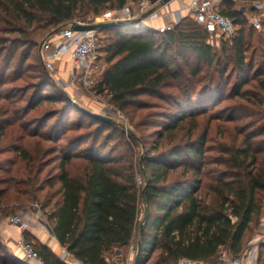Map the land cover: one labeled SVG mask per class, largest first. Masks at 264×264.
<instances>
[{"label": "trees", "instance_id": "1", "mask_svg": "<svg viewBox=\"0 0 264 264\" xmlns=\"http://www.w3.org/2000/svg\"><path fill=\"white\" fill-rule=\"evenodd\" d=\"M128 1L8 0V3L18 22L24 19L32 25L39 18L46 28H61L76 21L78 9H87L97 15L104 9L123 7ZM232 2L223 0L221 11L235 19L238 31L228 38L230 41L222 43L220 52L208 42L206 30L186 16L170 31L144 27L139 31L128 28L103 30L111 31L113 35L105 45L107 66L93 85L96 93L105 94L110 104L123 114H132L136 108L145 109V95L161 97L169 108L174 107V111L168 109L161 115L165 119L157 124L162 131L158 132L159 143L152 147L154 152L142 158V187L137 183L132 163L123 158L114 159L113 152L104 150L113 134L124 136L120 123L99 120L77 107L79 115L72 121L73 105L63 98L59 108L47 111L43 117L36 116L20 123V127L32 137L53 142L52 147L43 149L39 148L38 141L34 150L40 157L55 154L59 160L57 172L45 178V185L39 186L40 167H26L28 176L16 182L14 177L8 179L7 185L0 188L1 213L5 210L3 207L10 205L38 203L47 210L52 231L61 245L84 264H110L107 259L110 251L138 241L143 250L140 264H145L146 256L157 248L161 252L153 264H174L183 258L211 262L221 247H228L235 256L240 255L246 247V232L261 213L264 202V63L255 67L254 58L247 56V18L231 7ZM248 10L250 14L258 13L254 9ZM186 51L194 54L200 65L214 66L218 70L214 94L208 95L207 88L198 89L206 78L200 75V67L188 66L191 76L182 72L177 57L183 59ZM231 63L233 67L227 73L228 77L235 72L237 79L235 90L229 97L243 100L244 105L235 108L245 112L241 116L247 121L237 128V135L242 136L240 140L236 138L233 143L220 142L212 147L208 129L195 135V124L199 116L206 114L210 119L221 118L209 108L216 107L217 99L227 91L223 78ZM8 69L9 63L3 74ZM0 75V84H6V78L1 72ZM36 78L39 81L30 86L33 91L26 106L20 108L24 115L52 101L51 95L45 94L43 88L50 82L41 79L40 73ZM207 82L211 88V79ZM251 82L256 83L242 90ZM165 89L171 91L165 93ZM10 100L0 108V137L4 126L12 123L7 114H11L17 101ZM85 119L96 123L94 133L69 135L71 130L83 126ZM135 119L136 114L133 121ZM239 119L231 112L225 117L228 122ZM36 121L39 129L30 130ZM189 121L195 127L188 138L183 137L180 143L160 150L162 141L166 139L167 144H171L172 137ZM140 122L143 120L139 119L136 125L139 126ZM130 137L137 141L132 133ZM85 140L91 142L78 150ZM12 146L23 159L30 158V149L16 144ZM212 150L216 154L212 155ZM185 156L189 159L186 160ZM77 161L82 167L80 171H73L72 166ZM180 168L183 177L171 179ZM44 190L49 193L40 202L37 194ZM143 197L142 220H145L140 233ZM25 237L33 242L28 235ZM34 245L46 264H70L48 247L39 243ZM0 264L26 263L7 254L0 242Z\"/></svg>", "mask_w": 264, "mask_h": 264}, {"label": "rangeland", "instance_id": "2", "mask_svg": "<svg viewBox=\"0 0 264 264\" xmlns=\"http://www.w3.org/2000/svg\"><path fill=\"white\" fill-rule=\"evenodd\" d=\"M17 1V0H16ZM224 7V6H223ZM231 7L235 10L240 11L242 14L243 2L234 1L232 2ZM222 8V6H221ZM250 9V8H248ZM12 7L9 5L8 0H0V51L2 52V56L0 57V72L2 76L6 78V84H0V108L4 106V104H8L10 99L13 101H17L12 107L11 114H7L10 120L7 125L4 126V133L0 137V188H3L7 185L6 181L8 179L15 178V182L24 177L28 176L26 167H33L35 169L40 167L42 172L40 173V179L37 182V186L40 184L45 185V178L57 172V166L59 164V160H57L55 154H46L43 157H40L34 149L35 143L39 141V148L45 149L46 147H52L53 142H46L40 140V138L32 137L30 133L24 131L20 127V123L23 121L31 120L33 117H43V115L47 111L55 110L62 105L64 98L65 101L70 102L73 105V109L71 111L72 121L77 119L78 106L84 107L85 109L105 114L113 117L118 123L121 125V129L125 132L124 136L121 133L113 134L112 139L109 141V146L104 149L105 152H113L114 159L123 158L126 162L133 164L137 183L142 187L143 185V176L141 170L143 168L142 158L147 153H153L152 147L159 143V133L162 129L157 126L160 121H164L162 113L165 111H174V107L169 108V104L161 97L145 95L143 96L146 101L147 107L142 110L133 109L132 114H123L126 119V124H123V121L120 117L116 115V112L109 102V98L105 94L98 95L96 93V89L85 88L81 86L80 80L78 77H74L72 74V60H65L63 64L56 63L55 70L49 71L42 64L40 59V44L42 41L49 35L51 32L57 31L60 27H44L43 21L39 18L34 21L32 25H29L25 22L24 19H20L18 22L15 19ZM107 9L102 10L100 14H94L85 9L82 11L78 9L76 21L89 22L94 23L98 18L104 14ZM11 11V12H10ZM190 19H193L197 24L201 25L208 35V42L218 51H221L222 43L226 40H229L225 36L221 35L218 31L214 30L212 27L205 25L199 22L197 19L192 17L191 15H187ZM184 18V17H183ZM15 22H18L17 25H14ZM173 28L176 26V23H172ZM21 28V29H19ZM172 28V29H173ZM133 31H139L137 28H128ZM113 33L111 31H100V41H99V59L101 63L100 70L97 72L95 81L101 76L104 69L107 66V62L105 60L106 52L105 45L110 41V36ZM230 41V40H229ZM246 47L248 49L247 56L249 58H254L255 67H260L262 63H264V29H256L247 23L246 25ZM0 52V53H1ZM229 54L232 55V51L229 50ZM185 56L183 59L177 57V64L180 66L182 72L185 75L191 76V73L188 69V66L197 67L201 70L200 75L205 76V80L200 83L198 89H206L208 91V95L214 94L216 92L219 72L215 67L207 68L203 64H199L196 61V57L190 51L183 52ZM9 63V69L3 74L5 65ZM174 67H177L174 65ZM233 64L231 63L228 67V72L232 69ZM37 73H40L41 79L43 78L47 82L50 83L45 85L44 93L51 95L52 101L46 102L40 108L31 111L29 114L24 115L20 108H24L26 106V100L30 98V93H32L33 89H30V86L34 85L38 82V78H36ZM223 78V82H226L227 91L224 95L220 96V99H217L218 105L214 107L210 106V112H215L220 115L219 119H210L207 114L198 117L195 130V135L200 134L203 130L208 129V137H209V145L215 147L220 142H229L233 143L237 138L241 139V135H237V128L242 126L247 118H243L245 112L241 110L240 105H244L243 100L238 97L230 98L235 88L234 85L236 83V73L232 72V76L228 77V74ZM1 76V75H0ZM208 79H211L212 87L208 88L207 85ZM228 82V83H227ZM256 82H251L249 85L243 86L242 90L250 88ZM207 85V86H206ZM165 93L171 91V89L163 90ZM12 92V93H10ZM231 93V94H230ZM64 101V102H65ZM65 102V103H66ZM77 107V108H76ZM234 109V110H233ZM24 110V109H23ZM233 113L235 117L240 118L234 122H228L225 120L226 115L229 113ZM209 113V112H208ZM136 114V119L133 121V116ZM7 117V116H6ZM139 119L143 120L140 122V125H136ZM15 120V121H14ZM14 121V122H13ZM89 119L84 120L83 126H79L78 129L71 130L69 135H91L94 133L96 129V123L90 121ZM80 123V121H79ZM50 125V122L48 123ZM192 121L186 123L183 129L178 132L176 135L172 137V143L167 144L166 139L162 141L160 145V150L166 149L169 146L176 145L180 143V139L183 137L188 138L189 133L195 127ZM1 126V124H0ZM38 121L36 124L29 128L30 130H37ZM103 132V131H102ZM103 133H110L109 131H104ZM112 133V132H111ZM136 138L137 141H134L130 134ZM144 141V142H143ZM90 140H85L78 148V150L86 147ZM145 143V144H144ZM161 143V141H160ZM164 143V144H163ZM19 145L20 147H27L30 149V158L23 159L21 155L18 154V151L14 150L12 145ZM147 145V146H145ZM111 146V148H110ZM212 155L216 154L214 150L210 152ZM185 159L188 160L189 157L185 156ZM73 171H80L82 167V163L77 161L75 165L72 166ZM182 176V169H178L175 173L171 175V179L179 178ZM187 177V176H186ZM13 182L12 184H16ZM33 184H36V181ZM31 184V185H33ZM15 186V185H14ZM55 189V188H53ZM51 191V190H50ZM46 193H49L48 190L41 191L37 194L38 200L40 202L44 201ZM12 200V198L10 199ZM39 202V203H40ZM141 205V204H140ZM7 207H3L2 209H6ZM4 210V211H5ZM16 209H12L9 211V215L16 214ZM17 213L18 210L16 211ZM1 213V208H0ZM144 213V208L140 207V221L142 222V216ZM264 202L263 208L260 214H258L251 228L246 232L245 236V245H247L252 239L257 238L260 232L264 229ZM1 242V241H0ZM2 243V242H1ZM36 244V242H33ZM5 247L6 253L14 255L18 259L22 260L26 264H30L27 262L22 256H19L12 252L7 246L2 243ZM161 252L160 248L155 249L152 253H149L146 256L145 264H153ZM119 254V257L118 255ZM127 248H115L107 254L109 257L110 264H126ZM233 255L228 247H221L218 251L217 255L214 257L211 264H223L232 258ZM135 259H133L130 264H134ZM176 264V262L174 263Z\"/></svg>", "mask_w": 264, "mask_h": 264}, {"label": "built area", "instance_id": "3", "mask_svg": "<svg viewBox=\"0 0 264 264\" xmlns=\"http://www.w3.org/2000/svg\"><path fill=\"white\" fill-rule=\"evenodd\" d=\"M185 2V0H176ZM223 0H187L188 13L199 22L212 27L226 38H231L237 34L238 24L235 19L221 11ZM238 1V0H233ZM243 2L242 12L247 18V23L256 29L264 26V0H239ZM160 0H129L123 7L107 9L99 20L94 23L105 21H122L136 23L133 28H142L140 24L145 20L158 16L157 6ZM254 9L257 14H250L249 10ZM177 15L174 23L181 20ZM79 24H91L89 22L74 21ZM73 22L66 27H61L53 34L48 35L41 44L39 50L40 57L45 68L49 71L55 70V66L60 57L68 53L72 60V74L78 77L81 86L92 88L97 72L100 70L99 41L100 31L97 29L75 30ZM172 23H167L162 31L172 30ZM120 117L123 124L126 119L123 113L111 105ZM40 219L29 212H19L9 218V225L20 230L23 235L17 239L16 245L19 247L22 257L30 264H46L40 256L33 242L26 239L24 233L39 223ZM264 229V228H263ZM137 243L129 245V252L135 253ZM130 264L128 260L125 262ZM118 264V263H115ZM176 264H211L204 260L180 259ZM223 264H264V230L257 238L252 239L238 256H233Z\"/></svg>", "mask_w": 264, "mask_h": 264}, {"label": "crops", "instance_id": "4", "mask_svg": "<svg viewBox=\"0 0 264 264\" xmlns=\"http://www.w3.org/2000/svg\"><path fill=\"white\" fill-rule=\"evenodd\" d=\"M187 0L185 2H179L176 0H172L170 3L166 5H158L157 11L158 16L152 19H148L144 21V28L147 30H156L162 31L167 23H173L176 20L178 14H180L181 18L190 15L187 11ZM65 60H71V57L68 53L62 55L57 63L63 64ZM8 206V205H7ZM12 206V205H10ZM10 210L16 209L18 212H29L36 216V218L40 219L39 223L30 228L24 235H28L31 237L33 242L39 243L43 246L51 249L60 259L70 263V264H84L80 260L76 259L73 255H71L66 247L62 246L59 240L54 235L50 221L48 218L47 210L42 209L41 205L38 203H31L28 205L15 206L10 207ZM145 207L144 200L141 202L140 207ZM9 210V211H10ZM9 211H2L0 213V241L4 243L8 249H10L15 254L22 256V253L19 247L16 245L17 239H19L23 233L15 227L9 225V218L13 215H9ZM127 248V254L125 260H128L130 263L135 258V253L129 252V246ZM109 260V257H107Z\"/></svg>", "mask_w": 264, "mask_h": 264}, {"label": "water", "instance_id": "5", "mask_svg": "<svg viewBox=\"0 0 264 264\" xmlns=\"http://www.w3.org/2000/svg\"><path fill=\"white\" fill-rule=\"evenodd\" d=\"M154 2H156L157 0H153ZM172 0H160V3L162 5H166L168 3H170ZM136 23L134 22H122V21H105V22H99V23H91V24H79L77 22H73V29L75 30H88V29H97L98 31L101 30H107V29H113V28H132L135 26ZM140 26L144 27V24H140ZM54 32L49 33V35L53 34ZM42 44V43H41ZM41 44H40V48H41ZM78 108L80 110H82L83 112H85L86 114L95 117L99 120L108 122V123H118L113 117L109 116V115H105V114H100V113H96V112H92L89 111L87 109H85L84 107L78 106ZM145 191H143V195H144ZM144 203H145V198L143 197ZM144 220H142L141 224H140V233L143 232V225H144ZM143 258V250L141 247V242L138 241L137 243V250H136V254H135V261L134 264H140L141 259Z\"/></svg>", "mask_w": 264, "mask_h": 264}]
</instances>
